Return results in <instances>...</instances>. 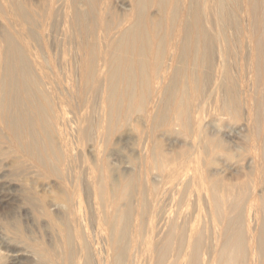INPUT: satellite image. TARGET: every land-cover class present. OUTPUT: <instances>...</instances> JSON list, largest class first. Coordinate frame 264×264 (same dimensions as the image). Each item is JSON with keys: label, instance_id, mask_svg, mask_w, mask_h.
<instances>
[{"label": "bare ground", "instance_id": "bare-ground-1", "mask_svg": "<svg viewBox=\"0 0 264 264\" xmlns=\"http://www.w3.org/2000/svg\"><path fill=\"white\" fill-rule=\"evenodd\" d=\"M0 189V264H264V0H0Z\"/></svg>", "mask_w": 264, "mask_h": 264}, {"label": "rangeland", "instance_id": "rangeland-1", "mask_svg": "<svg viewBox=\"0 0 264 264\" xmlns=\"http://www.w3.org/2000/svg\"><path fill=\"white\" fill-rule=\"evenodd\" d=\"M1 191H0V199H1V202H0V205L3 203V204H6L7 205V207H6V209L8 210V208H9V210H13L14 209V207H15V202L12 200V199H10V200H8V201H5V200H2V199H4V198H6V197H9V196H13L12 194H13V192L11 191V190H8V189H4V190H2V189H0ZM10 191V192H9ZM10 193V194H9ZM11 208V209H10ZM11 210V211H12ZM22 216V218L24 219L25 217L23 216V215H21ZM26 221V220H25ZM32 221V220H31ZM29 222L28 223V225H30V227H31V229L34 231L35 230V233H37L38 235L40 234V235H44V231H45V233H46V228L44 227V229L42 228V227H38V224L37 223H35V224H32V222ZM36 222V221H35ZM25 224H26V222H25ZM37 228H36V227ZM29 227V228H30ZM36 228V229H35ZM37 230V231H36ZM43 233V234H42ZM23 264H25V263H23ZM27 264V263H26Z\"/></svg>", "mask_w": 264, "mask_h": 264}]
</instances>
